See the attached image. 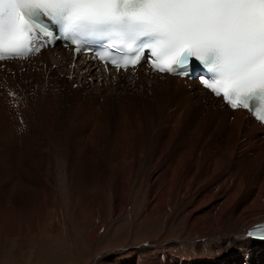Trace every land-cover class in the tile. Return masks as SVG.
<instances>
[{"label":"bare ground","instance_id":"6f19581e","mask_svg":"<svg viewBox=\"0 0 264 264\" xmlns=\"http://www.w3.org/2000/svg\"><path fill=\"white\" fill-rule=\"evenodd\" d=\"M71 59L57 47L0 67V249L5 235L38 239L53 214L59 221L48 229H66L62 160L85 231L77 250L96 246L132 192L142 203L139 229L115 228L84 264H264V242L235 239L264 220V126L197 80L140 71L114 81ZM59 80L83 96L74 107L59 102Z\"/></svg>","mask_w":264,"mask_h":264},{"label":"snow or ice","instance_id":"6c2138e0","mask_svg":"<svg viewBox=\"0 0 264 264\" xmlns=\"http://www.w3.org/2000/svg\"><path fill=\"white\" fill-rule=\"evenodd\" d=\"M41 17L81 45L77 53L95 40L120 42L133 64L147 62L146 50L156 56L160 72L193 77L202 66L197 79L233 109L264 102V0H0V61L42 48L39 33L55 37ZM235 239L264 242V226Z\"/></svg>","mask_w":264,"mask_h":264},{"label":"rangeland","instance_id":"374dc122","mask_svg":"<svg viewBox=\"0 0 264 264\" xmlns=\"http://www.w3.org/2000/svg\"><path fill=\"white\" fill-rule=\"evenodd\" d=\"M53 76H51V78L53 77L52 81H56L54 74ZM63 82L61 80H59L58 82L60 84L59 89H58L59 90V94H58L59 102L62 103L66 108L74 107L77 101L79 102L80 99L82 100L83 96H81L80 92L79 93L75 92L74 88L69 85L68 81H67L68 83L66 81H63ZM34 94H37V92H34ZM68 95L69 96L71 95V96L69 97ZM71 98H72V101H70ZM63 163L64 162L62 160L56 161V166L58 165L56 183L58 186V192L60 195L61 204L64 209V216L68 218L69 220V221H66L64 225V227L67 230L63 229L60 233H53L51 232V230H49L51 224H53L56 221H59L58 217H55V219L52 220V216L54 215L53 214L52 216L50 215L51 216L50 220L44 221L45 227L40 232L38 239H32V237L29 235L28 237H23L21 235L18 236L19 235L18 234L17 236H14L11 238L10 236L5 235L7 240L9 238V241L6 240L8 242L7 247H1L0 249V264H84L88 259H90V256L92 257L97 256V254L102 249V247L105 245V243L108 240H110L112 234L115 231V228L120 227V225L126 224L128 225V229H130L131 227H134L137 230L139 229V225H140L139 222L142 221L144 218L140 216L141 211H142V203H141V199L136 197L137 194L135 195L132 192L131 194L132 199L130 201L127 213L116 220H114L113 218L109 219L110 221H113V222L109 225V227H107V229L105 230L106 232L105 231L103 232L102 237L97 242L96 246L92 250L90 251L88 250L85 252L84 245L81 242L82 244H80L77 250L76 245H75V239L78 237L77 241L78 240L82 241L85 231H81L79 229L77 225V221H74V216L70 210L69 193H68V188L66 185V175H64L65 172L63 170L64 168ZM22 215L19 213L18 220L16 221L21 226L22 224L27 222V221H24V218L22 217ZM6 222H9V221H6ZM128 229L126 230V232L129 231ZM20 230L19 232H21L20 234H22L23 233L22 227L20 228ZM65 231L67 233L69 231L68 234L71 236V240H70L71 246L69 245V242L65 238V235H64ZM102 231L103 229L101 230V232ZM126 232L123 233L125 234L124 236H127ZM136 235L137 236L143 235L142 229H140L136 233ZM0 236H2L1 229H0ZM191 244H194V242H191ZM190 249H193V248H190ZM90 253L92 255H90Z\"/></svg>","mask_w":264,"mask_h":264},{"label":"clouds","instance_id":"9594fccd","mask_svg":"<svg viewBox=\"0 0 264 264\" xmlns=\"http://www.w3.org/2000/svg\"><path fill=\"white\" fill-rule=\"evenodd\" d=\"M4 7L7 8V7H9V6H8V5H5Z\"/></svg>","mask_w":264,"mask_h":264}]
</instances>
